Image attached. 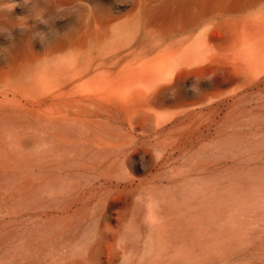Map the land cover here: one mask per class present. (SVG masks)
<instances>
[{"label": "bare ground", "instance_id": "obj_1", "mask_svg": "<svg viewBox=\"0 0 264 264\" xmlns=\"http://www.w3.org/2000/svg\"><path fill=\"white\" fill-rule=\"evenodd\" d=\"M263 4L200 13L181 41L87 27L2 55L0 264H264V224H238L264 206V164L126 170L134 156L168 164L209 133L205 157L264 144L225 134L264 82V27L244 42L236 20ZM196 36L208 41L183 42Z\"/></svg>", "mask_w": 264, "mask_h": 264}, {"label": "rangeland", "instance_id": "obj_2", "mask_svg": "<svg viewBox=\"0 0 264 264\" xmlns=\"http://www.w3.org/2000/svg\"><path fill=\"white\" fill-rule=\"evenodd\" d=\"M255 1L0 0V57L14 49L23 50L29 44L40 48L42 45L52 46L60 41H68L87 27L89 30L103 27L111 29L110 32L138 29L141 40H149L157 36V39L162 42L181 41L182 37L179 34L181 28L189 27L198 14L222 5L244 7ZM244 11L250 12V15H243L236 19L245 29L244 42L250 40L249 42L252 41L258 45L259 41L263 39L260 38V35L262 34L261 29L264 27V4ZM40 41L41 43H39ZM207 41L205 36L202 38L196 36L183 42H189L196 46ZM256 86L247 91V94H253L257 99L244 101L242 111L245 113V118L238 127L226 129L225 134L228 138H231L232 133H235L234 136H249L252 139L261 136L262 140L264 139V82H260ZM210 88L211 83L200 86L189 84L183 90L186 92V97L190 99L197 93ZM212 137L213 134L209 133L199 140L180 144L179 151L175 153L172 161L162 166H154L147 156L143 158L134 156L127 162L126 170L128 172H147V170L148 172H197L200 171L198 170L199 166H203L207 162L211 167H217L214 164L218 162L223 165L246 164L248 165L247 169L250 170L255 164H264V144L252 149H241L236 153L228 149L221 158L202 156L203 151L209 150L207 145ZM181 175L182 173H180ZM249 223L250 225H248ZM238 224L244 229L263 225L264 206L253 208L248 218H240ZM252 224L254 226H251ZM261 251L257 254H261Z\"/></svg>", "mask_w": 264, "mask_h": 264}, {"label": "clouds", "instance_id": "obj_3", "mask_svg": "<svg viewBox=\"0 0 264 264\" xmlns=\"http://www.w3.org/2000/svg\"><path fill=\"white\" fill-rule=\"evenodd\" d=\"M143 158V157H142Z\"/></svg>", "mask_w": 264, "mask_h": 264}]
</instances>
